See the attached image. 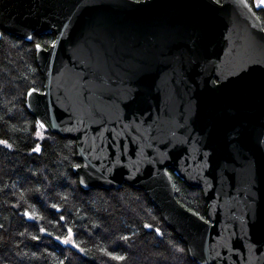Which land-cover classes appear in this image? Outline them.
<instances>
[{
	"label": "water",
	"instance_id": "obj_1",
	"mask_svg": "<svg viewBox=\"0 0 264 264\" xmlns=\"http://www.w3.org/2000/svg\"><path fill=\"white\" fill-rule=\"evenodd\" d=\"M2 32L55 35L26 106L76 141L84 190L145 191L198 264H264V27L248 0H0Z\"/></svg>",
	"mask_w": 264,
	"mask_h": 264
},
{
	"label": "trees",
	"instance_id": "obj_2",
	"mask_svg": "<svg viewBox=\"0 0 264 264\" xmlns=\"http://www.w3.org/2000/svg\"><path fill=\"white\" fill-rule=\"evenodd\" d=\"M248 2L264 27V9ZM54 42L0 39V264H198L145 191L84 190L76 141L29 112L27 93L45 84L36 46ZM169 172L180 204L208 220L203 191Z\"/></svg>",
	"mask_w": 264,
	"mask_h": 264
},
{
	"label": "snow or ice",
	"instance_id": "obj_3",
	"mask_svg": "<svg viewBox=\"0 0 264 264\" xmlns=\"http://www.w3.org/2000/svg\"><path fill=\"white\" fill-rule=\"evenodd\" d=\"M259 3H260V4H264V0H259ZM36 47H37V48H40L41 45H37ZM33 91H35V90H33ZM41 127H43V125H41ZM0 143L7 144V141H0ZM8 146L11 147V145H8ZM36 150L39 151L38 148H37ZM157 231H159V229H157ZM67 242H68V241L66 240L65 243H67Z\"/></svg>",
	"mask_w": 264,
	"mask_h": 264
},
{
	"label": "rangeland",
	"instance_id": "obj_4",
	"mask_svg": "<svg viewBox=\"0 0 264 264\" xmlns=\"http://www.w3.org/2000/svg\"><path fill=\"white\" fill-rule=\"evenodd\" d=\"M253 1L255 2V4L260 5L259 0H253ZM71 239H72V236H70L68 239H66L68 241L67 243H71V241H70ZM66 240H63L62 242L65 243Z\"/></svg>",
	"mask_w": 264,
	"mask_h": 264
}]
</instances>
